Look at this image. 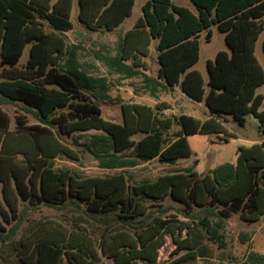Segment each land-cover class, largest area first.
Returning a JSON list of instances; mask_svg holds the SVG:
<instances>
[{"label":"trees","instance_id":"trees-1","mask_svg":"<svg viewBox=\"0 0 264 264\" xmlns=\"http://www.w3.org/2000/svg\"><path fill=\"white\" fill-rule=\"evenodd\" d=\"M77 1L81 23L100 33L115 31L135 6V0ZM190 1L195 11L173 0H148L115 53L95 55L110 75L142 78L154 96L180 87L205 103L210 118L167 116L166 104L129 103L122 105L123 122L116 123L103 116L98 99L109 98V85L107 78L90 74L91 65L81 60L84 47L67 46L62 36L46 30V24L60 32L73 30L75 0H0V71L5 73L0 80V264H6L4 247L13 249L21 264H158L168 234L176 253H182L171 264H264V252L251 249L241 260L232 253L217 260L211 246L228 249L226 229L235 215L249 223L264 215V166L252 163L241 170L243 153L215 152L220 148L212 141L202 157L219 156L202 171L198 145L192 143L197 136L237 139L221 122L225 114L241 125L253 115L264 134V95L258 93L264 67L256 54L264 33V0ZM213 26L225 34L229 51L208 61L206 82L193 67L200 60V39L205 33L210 42ZM153 40L157 77L146 73ZM27 47L29 59L21 70ZM11 103L39 123L29 124L22 115L12 129L1 108ZM261 146L264 158V140ZM85 156L112 172L85 176L57 165L60 159L80 162ZM193 157L190 167L153 180L134 181L128 174L143 162L176 165ZM44 206L77 215L66 223H31L29 212ZM240 239L246 244L252 234L242 232Z\"/></svg>","mask_w":264,"mask_h":264},{"label":"rangeland","instance_id":"rangeland-1","mask_svg":"<svg viewBox=\"0 0 264 264\" xmlns=\"http://www.w3.org/2000/svg\"><path fill=\"white\" fill-rule=\"evenodd\" d=\"M148 0H135V6L131 17L127 18L124 23L113 32H93L88 30L79 20L80 7L75 0V5L72 13V21L74 23L73 30L69 32H60L52 28L49 24H46V30L53 31L55 34L62 36L65 39L67 46H73L81 44L84 50L81 51V60L84 63L90 64V74L94 77L107 78L109 85L108 99H98L101 108L103 110V116L105 119L122 123L124 120L123 116V104L139 103L155 107L156 105L166 104L169 108L164 109L163 112L167 116H180L189 115L205 121L210 118L211 113L204 102L194 101L189 98L180 87H176L174 91H164L160 89L157 94L152 95L150 89H148L143 82L142 78L127 79L121 75H110L108 68L96 58V53L102 54H114L115 47L120 37L129 29L133 28L139 18L143 15L142 7ZM174 3L181 6H187L193 11L196 10L195 6L190 0H173ZM201 52L200 60L193 67L200 71L206 82L209 80L208 61L214 60L217 53L220 51H229V47L225 40V34L217 27H212V39L208 42L205 38V33L201 39ZM157 40H153L150 46V56L146 59L148 67L147 74L153 77L158 76V56L155 49ZM264 33L261 35L256 48V54L264 67ZM29 48L24 52V56L20 62L19 68L22 70L29 59ZM5 73L0 71V80L4 77ZM258 93L264 95V85L258 89ZM1 108L11 118V128L13 129L16 124L17 118L26 116L29 124H38L37 118L32 114L24 111L20 104L11 103L2 105ZM264 110V104L261 107ZM221 122L224 124L228 132L237 135V139H230L224 135H210V136H197L192 140V143L198 145L195 147L197 158L200 159V170L204 171L207 168H212L215 161V152L225 153L242 152L243 155L240 157V168L243 170L250 164H256L264 166V158L261 149V143L264 140V134L261 129L260 123L257 118L253 115L247 116L245 125L239 124L234 120L232 115L225 114L221 118ZM177 131V128H175ZM95 131H92V133ZM136 138H141V135H137ZM230 139V140H229ZM217 142L219 150L212 153L209 159H204L206 146L210 142ZM70 142V141H69ZM83 142V140H81ZM71 146L78 149L73 142H70ZM254 144L256 147L251 148ZM75 145V146H74ZM200 146V147H199ZM260 147V149H257ZM195 161V158L182 159L176 165L162 164L158 160L150 162H143L136 168L128 170V174L132 176L134 181H138L144 178L156 179L160 175L176 170L190 167ZM59 167L71 168L76 172L81 173L85 176H103L112 171L99 167L98 162L90 156H85L80 162L72 161L68 158L60 159L57 161ZM0 183V193H1ZM172 213H175L173 210ZM77 214L69 210H56L48 207H41L37 210H31L29 212V218L32 221H58L66 223V221H72L75 219ZM180 218L184 219L179 215ZM242 232H248L252 234L250 242L244 244L241 242L240 235ZM226 241L228 243V249L218 250L216 246L211 245L214 249L215 259L226 257V254L232 253L241 260L251 249H255L259 252H264V215H259L257 222H246L241 216L235 215L228 222L226 229ZM177 244L173 237L168 234L167 242L164 247L160 250L158 264H171L182 253H176ZM4 258L6 264H21L16 252L10 247H4ZM224 252V253H223ZM225 254V255H224ZM108 264H112L110 260H107ZM141 264H145L142 262ZM199 264H206L203 260Z\"/></svg>","mask_w":264,"mask_h":264},{"label":"crops","instance_id":"crops-1","mask_svg":"<svg viewBox=\"0 0 264 264\" xmlns=\"http://www.w3.org/2000/svg\"><path fill=\"white\" fill-rule=\"evenodd\" d=\"M74 3H75V2H74ZM77 3H78V1H77ZM74 5H75V4H74ZM73 9H74V8H73ZM72 13H73V12H72ZM131 29H132V28H131ZM129 30H130V29H129ZM127 31H128V30H127ZM127 31H126V32H127ZM126 32H125V33H126ZM125 33H124V34H125ZM124 34H123V35H124ZM146 59H147V58H146Z\"/></svg>","mask_w":264,"mask_h":264}]
</instances>
